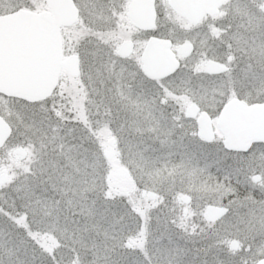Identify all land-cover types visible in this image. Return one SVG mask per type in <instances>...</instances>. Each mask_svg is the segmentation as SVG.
Returning <instances> with one entry per match:
<instances>
[{
  "label": "snow or ice",
  "instance_id": "6c2138e0",
  "mask_svg": "<svg viewBox=\"0 0 264 264\" xmlns=\"http://www.w3.org/2000/svg\"><path fill=\"white\" fill-rule=\"evenodd\" d=\"M0 264H264V0H0Z\"/></svg>",
  "mask_w": 264,
  "mask_h": 264
}]
</instances>
